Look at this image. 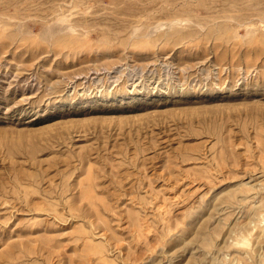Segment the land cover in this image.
Returning <instances> with one entry per match:
<instances>
[{
	"label": "rangeland",
	"instance_id": "rangeland-1",
	"mask_svg": "<svg viewBox=\"0 0 264 264\" xmlns=\"http://www.w3.org/2000/svg\"><path fill=\"white\" fill-rule=\"evenodd\" d=\"M0 264H264V0H0Z\"/></svg>",
	"mask_w": 264,
	"mask_h": 264
}]
</instances>
